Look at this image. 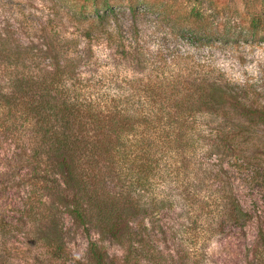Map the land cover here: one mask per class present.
I'll list each match as a JSON object with an SVG mask.
<instances>
[{
  "label": "trees",
  "instance_id": "16d2710c",
  "mask_svg": "<svg viewBox=\"0 0 264 264\" xmlns=\"http://www.w3.org/2000/svg\"><path fill=\"white\" fill-rule=\"evenodd\" d=\"M67 7L74 31L53 16L25 41L8 27L0 33V264H9V238L36 239L60 256L68 223L89 236L88 264L160 262L151 228L165 229L150 217L178 206L193 231L244 226L254 215L238 182L262 196L255 217L264 243V96L204 59L186 61L165 36L151 46L142 27L153 12L168 36L212 46L235 34L238 18L257 32L264 8L242 0Z\"/></svg>",
  "mask_w": 264,
  "mask_h": 264
},
{
  "label": "rangeland",
  "instance_id": "374dc122",
  "mask_svg": "<svg viewBox=\"0 0 264 264\" xmlns=\"http://www.w3.org/2000/svg\"><path fill=\"white\" fill-rule=\"evenodd\" d=\"M220 1L232 4L235 0ZM242 1L251 4L254 8H264V0ZM71 2L73 0H0V33L8 27L25 41L36 35L34 25L53 16L54 20L62 21V27L67 33L74 31L75 25L71 21L74 19L66 14L67 5ZM156 22L158 17L153 12L148 13L142 21L144 33L150 40L151 46H157L165 36L169 46L179 48L180 54L184 57L188 56L186 61L195 62V57L204 59L205 62L221 69L229 79L252 84L264 96V25L255 32L248 24L244 22L241 24L239 18L235 19V23L231 25L233 31H236L230 39L224 42L216 41L212 46H207L195 42L187 34H181L178 38L168 36L166 23L164 22L161 28L157 29ZM104 51V48H100L97 54L103 57ZM203 153L202 146L195 148L196 157L202 156ZM211 161L215 162V159ZM238 184L241 201L254 215L247 224L244 226L226 224L220 230H216L208 223L204 225L195 223V231H193L182 226L181 222H184L185 217L178 206L168 208L159 215L150 217L151 221L154 220L165 229V233H160L157 231V226L151 228L153 244L161 248L163 258L160 262L158 258H153L150 262L171 264L175 259L185 261V264H264V243L258 241L257 232L261 219L255 217L263 210V199L260 192L243 188L239 182ZM150 227H152L151 223ZM65 232V243L60 256L54 255L50 247L36 239H26V242L18 240L15 241L17 244L11 245L12 238H9L7 243L10 244L8 245L10 249L8 248L5 254L7 262L9 264H88L87 233L81 226L70 223L65 227ZM105 245L110 254L121 253V247L117 243L107 240Z\"/></svg>",
  "mask_w": 264,
  "mask_h": 264
}]
</instances>
